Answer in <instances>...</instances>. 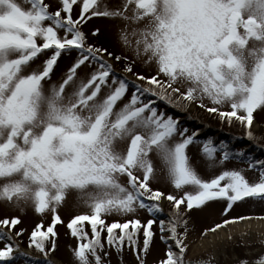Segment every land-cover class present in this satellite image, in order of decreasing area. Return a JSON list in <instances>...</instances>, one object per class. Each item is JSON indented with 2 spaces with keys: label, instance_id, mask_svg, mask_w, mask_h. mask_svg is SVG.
<instances>
[{
  "label": "snow or ice",
  "instance_id": "obj_1",
  "mask_svg": "<svg viewBox=\"0 0 264 264\" xmlns=\"http://www.w3.org/2000/svg\"><path fill=\"white\" fill-rule=\"evenodd\" d=\"M24 3L30 7L0 0V201L51 213L50 224H37L29 238V248L45 257L42 264H52L47 257L56 251V229L63 224L59 209L73 192L90 209L66 225L78 241L77 264H104L105 242L117 254L127 246L138 264H146L165 203L172 211L159 219L167 247L159 264H185L186 216L193 209L225 202L227 216L239 202H264V159L230 150L225 141L200 140L165 110L195 105L229 127L239 124L243 139H257L254 113L264 110V0H125L122 8L103 11L99 0H59L54 11L47 0ZM93 17L125 22L119 42L133 59L89 43L84 27ZM90 35L99 40L102 33ZM73 52L77 58L63 82L48 87L58 61ZM116 64H123V74ZM197 144L207 170L235 161L258 173V180L249 182L244 169L203 179L189 152ZM161 183L173 192L153 187ZM141 210L152 217L146 223L106 219ZM251 219L264 216L226 219L202 234ZM21 224L18 217L0 220V264L19 252Z\"/></svg>",
  "mask_w": 264,
  "mask_h": 264
},
{
  "label": "rangeland",
  "instance_id": "obj_2",
  "mask_svg": "<svg viewBox=\"0 0 264 264\" xmlns=\"http://www.w3.org/2000/svg\"><path fill=\"white\" fill-rule=\"evenodd\" d=\"M22 7L28 9L30 6L24 3V0H17ZM51 5V10H57L61 5L59 0H47ZM125 0H99L100 10L105 8L108 10H118L122 8ZM79 7L74 6V18L78 16ZM129 15H131V8L129 9ZM125 26V22L121 19H109L105 17H93L84 27V31L89 33V43L97 46H103L108 48L109 51L116 54H125L130 60L133 59V54L128 51L125 52L119 42L120 30ZM99 29L102 35L97 40L91 37L90 33ZM63 33H61L62 35ZM77 58V53L73 52L71 56H62L58 61V66L54 69V73L49 81L48 87L52 84L59 86L65 78L70 66ZM118 72L122 73L123 64L115 65ZM137 71L142 74L148 75L149 70L137 66ZM79 71V75L83 77L85 71L90 72L91 69L85 71ZM154 74V71L152 72ZM131 78V77H129ZM73 90L72 87L66 89V93H70ZM107 89L102 91V95L106 93ZM131 92V89H130ZM129 97H126V99ZM207 103V101H206ZM211 106V105H209ZM162 109L165 108L163 104L160 105ZM169 114L180 120L182 127H187L190 131H196L199 133L200 140L211 139L214 144H219L221 141H225L229 144L230 150H246L247 153L252 154L256 158L264 159V146L260 145L256 140L248 141L243 139L245 135L242 133L241 127H229L226 122L222 123L220 119L215 115H210L203 109L191 106L187 111H177L173 108L165 109ZM224 110H230L225 108ZM253 133L258 139L264 138V110H258L254 113V128ZM202 145H192L190 147V155L196 162V167L203 179L209 180L218 175L221 171L228 169H244L243 174L249 182H256L258 180V173L248 170L247 165L236 163L235 161L228 163L224 168H216L212 171L207 170L203 157L200 156V148ZM232 148V149H231ZM4 181L0 180V185ZM153 187H159L165 192H173V189L161 184H153ZM23 211L20 208L15 207L14 204H10L7 201H0V220L5 218L11 219L18 217L21 219L22 224L17 226L16 230L20 228L25 229L22 237L16 239V243L19 246V252L13 254L15 259L10 264H31L20 256L22 253L21 248L32 249L28 247L27 240L30 238L31 232L35 226L39 223H43L47 227L51 222V213H47L43 216L34 212L31 205L22 206ZM183 207V206H182ZM226 207L225 202H210L205 206L203 210L193 209L187 214L186 219L189 220V232L186 240L187 251L184 256L185 264H257V261L264 259V225L254 226L255 222H263L264 220H245L236 225H228L227 227L218 230L216 233L209 232L207 236L202 233L209 228L214 227L216 224L223 223L226 219H238L242 216L259 217L264 216V202H254L251 199L248 202H239L234 205L233 209L227 216L223 215ZM164 215L159 219H168V213L172 211L168 207L167 203L163 205ZM90 214V209L84 207L77 200L76 193H70L67 197L65 204L59 209V215L63 220V224L57 226V248L55 252H51L47 257L52 261V264H77L74 259V249L77 247L78 241L70 235L67 229V223L76 215ZM138 218L142 222L146 223L147 220L152 217L146 211H139L135 217H119L109 216L106 217L108 223L114 221L124 222L127 219ZM159 219L157 224L153 225V230L156 233L154 242L150 247V251L146 257V264H159L160 261L166 258V245L160 240ZM248 222L247 226L240 227L242 223ZM227 228V229H226ZM8 231V229H3ZM14 230V231H16ZM85 231L91 237L90 226L85 225ZM182 233L183 229H179ZM106 232L102 233V241H106ZM142 235L140 237L142 244ZM50 242V241H49ZM51 246V242H50ZM4 248V242H0V249ZM50 248V247H49ZM105 251L108 252V257L104 261V264H138L132 249L125 246L122 254H117L114 249H109L105 242ZM38 258H44L43 254L36 252ZM102 259L104 254L101 253Z\"/></svg>",
  "mask_w": 264,
  "mask_h": 264
},
{
  "label": "trees",
  "instance_id": "obj_3",
  "mask_svg": "<svg viewBox=\"0 0 264 264\" xmlns=\"http://www.w3.org/2000/svg\"><path fill=\"white\" fill-rule=\"evenodd\" d=\"M233 128L234 127H241L239 124H236V123H234L233 125ZM242 128V131L243 130H245L243 127H241ZM242 133H244V131L242 132ZM260 145H263L264 146V138H262V139H258L257 138V140H256ZM232 149V148H231ZM233 150V149H232ZM27 243H28V245H29V239L27 240ZM29 247V246H28ZM49 247H51L50 246V242H48V244L46 245V248H49ZM32 249V251L34 252V253H36V252H38V251H36V249L33 247V248H31ZM39 253V252H38ZM23 258L27 261V262H29V263H31V264H42V262L43 261H37V260H31V259H29L28 257H25V256H23Z\"/></svg>",
  "mask_w": 264,
  "mask_h": 264
},
{
  "label": "bare ground",
  "instance_id": "obj_4",
  "mask_svg": "<svg viewBox=\"0 0 264 264\" xmlns=\"http://www.w3.org/2000/svg\"><path fill=\"white\" fill-rule=\"evenodd\" d=\"M247 223H248V222H246V223H242V224H240L239 226H240V227H245V226L248 225ZM234 225L238 226V223H237V224H234ZM260 225H264V221H263V222L258 221V222H255V223H254V226H260ZM226 229H227V228H226ZM57 264H60V263H57Z\"/></svg>",
  "mask_w": 264,
  "mask_h": 264
}]
</instances>
